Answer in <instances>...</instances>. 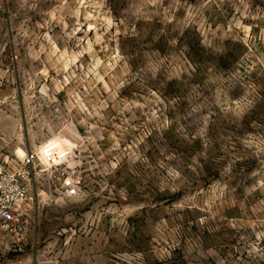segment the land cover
<instances>
[{"label": "rangeland", "instance_id": "obj_1", "mask_svg": "<svg viewBox=\"0 0 264 264\" xmlns=\"http://www.w3.org/2000/svg\"><path fill=\"white\" fill-rule=\"evenodd\" d=\"M35 151L25 264H264V0H0V154Z\"/></svg>", "mask_w": 264, "mask_h": 264}, {"label": "built area", "instance_id": "obj_2", "mask_svg": "<svg viewBox=\"0 0 264 264\" xmlns=\"http://www.w3.org/2000/svg\"><path fill=\"white\" fill-rule=\"evenodd\" d=\"M37 158L35 151H28L19 161L0 154V264H25L9 253L19 251L30 232L27 204Z\"/></svg>", "mask_w": 264, "mask_h": 264}, {"label": "bare ground", "instance_id": "obj_3", "mask_svg": "<svg viewBox=\"0 0 264 264\" xmlns=\"http://www.w3.org/2000/svg\"><path fill=\"white\" fill-rule=\"evenodd\" d=\"M17 153H18V155L20 156V157H24L25 156V151L22 149V148H18L17 149Z\"/></svg>", "mask_w": 264, "mask_h": 264}]
</instances>
